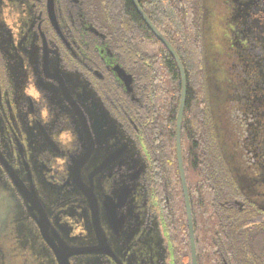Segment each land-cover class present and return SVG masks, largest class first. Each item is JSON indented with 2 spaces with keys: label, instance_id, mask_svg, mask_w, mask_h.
I'll return each mask as SVG.
<instances>
[{
  "label": "flooded vegetation",
  "instance_id": "af4514ba",
  "mask_svg": "<svg viewBox=\"0 0 264 264\" xmlns=\"http://www.w3.org/2000/svg\"><path fill=\"white\" fill-rule=\"evenodd\" d=\"M249 5L243 57L231 49L234 89L237 70L246 76L247 171L217 143L231 179L224 204L264 243V0ZM108 7L0 0V264H174L146 89L123 66Z\"/></svg>",
  "mask_w": 264,
  "mask_h": 264
},
{
  "label": "trees",
  "instance_id": "16d2710c",
  "mask_svg": "<svg viewBox=\"0 0 264 264\" xmlns=\"http://www.w3.org/2000/svg\"><path fill=\"white\" fill-rule=\"evenodd\" d=\"M176 52L185 76L180 150L189 197L197 264H261L264 243L242 232L246 220L224 202L231 179L209 113L206 61L198 0H136ZM109 27L125 70L146 89V123L164 169L170 203L174 264H191L188 227L176 157L181 103L178 66L135 11L131 0H109Z\"/></svg>",
  "mask_w": 264,
  "mask_h": 264
},
{
  "label": "rangeland",
  "instance_id": "374dc122",
  "mask_svg": "<svg viewBox=\"0 0 264 264\" xmlns=\"http://www.w3.org/2000/svg\"><path fill=\"white\" fill-rule=\"evenodd\" d=\"M250 1L253 0H198L197 9L198 13L202 12L201 35L207 65L211 123L226 159L234 167L236 164L240 165L243 171H247V155L238 154L237 148L242 149L244 140L249 137L247 126L240 122L243 117L240 108L244 109L246 106L243 94L245 90L240 83L246 80V76L240 72V68L237 70L241 76L234 89L237 77L232 68L234 60L231 49L235 47L243 57V52L237 49L240 40L236 33L247 21L246 7ZM251 8L249 5V9Z\"/></svg>",
  "mask_w": 264,
  "mask_h": 264
},
{
  "label": "water",
  "instance_id": "95a60500",
  "mask_svg": "<svg viewBox=\"0 0 264 264\" xmlns=\"http://www.w3.org/2000/svg\"><path fill=\"white\" fill-rule=\"evenodd\" d=\"M131 1H132V5H133L135 11L139 15V17L142 19L144 24L147 26V28L152 32V34L158 39V41L167 49V51L174 58L177 66H178L179 72H180L182 93H181L180 108H179L177 121H176V157H177V165H178V171H179L180 185H181V190H182V195H183V201H184V207H185V213H186V221H187V227H188L191 264H197L196 263V251H195V244H194V235H193V227H192V220H191L189 197H188L185 175H184L182 161H181V150H180V124H181V118H182V114H183L184 100H185V76H184L183 68H182L180 60H179L176 52L174 51V49L162 37V35L158 32V30L154 27V25L144 15V13L139 8L136 0H131ZM115 71H116L117 75L122 79L125 86L129 90V86L131 84V77L126 75L125 72L120 67H116Z\"/></svg>",
  "mask_w": 264,
  "mask_h": 264
}]
</instances>
